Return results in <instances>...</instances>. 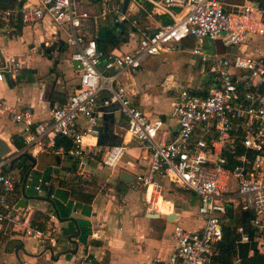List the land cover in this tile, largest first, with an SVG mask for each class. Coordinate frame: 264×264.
Segmentation results:
<instances>
[{
	"label": "built area",
	"instance_id": "2783aa9c",
	"mask_svg": "<svg viewBox=\"0 0 264 264\" xmlns=\"http://www.w3.org/2000/svg\"><path fill=\"white\" fill-rule=\"evenodd\" d=\"M141 1L150 5L152 13L169 15L171 21L153 30L138 27L137 19L122 11V0H102L104 9L99 15L111 13L112 22L137 27L136 46L122 52L98 46L97 20L92 22L91 35L83 33V20L98 15L81 7L79 0H34L3 10L6 16H19L23 23L36 22L48 14L58 36L64 33L62 40L71 48V60L80 65L77 86L63 103L49 106L46 117L34 120L29 108L9 110V117L22 123L23 150L33 146L79 159L95 154V126L111 108L125 117L121 128L129 137L124 141L120 134L121 140L108 146L102 162L115 166L132 140L149 150L147 172L136 174L144 188L147 210H158L156 201L165 187L162 178L199 197L196 213L202 223L198 228L175 223L173 249L160 264H211L215 245L222 240L225 221L229 220L227 214L235 208L248 211L254 229L251 235L243 225L237 226L238 241L251 243L246 255L264 253V53L235 49L211 57L202 50L206 39L236 48L248 34L263 36L264 0H243L232 7H226L223 0ZM4 26L10 29L8 18ZM188 36L195 39L192 51L201 59L199 69L207 72L209 79L170 91V115L177 129L166 139L164 119L151 118L135 103L138 88L132 76L147 55L174 52ZM52 37L57 40L56 35ZM20 66L16 56H4L0 80L5 73H16ZM124 79L129 80V91ZM101 93L104 96L98 102ZM80 116L87 118L84 124L79 123ZM57 136L67 138L70 145L66 148L57 143ZM16 156L10 152L0 157V225L8 221L23 236L54 249L58 242L54 211L43 227H33L25 207H16L18 200L10 203L17 178L6 168ZM29 186L23 183V188ZM33 187L44 191L40 178ZM167 206L165 213H171L173 202ZM99 234L96 228L91 232L92 236ZM240 263L241 256L235 255L228 264Z\"/></svg>",
	"mask_w": 264,
	"mask_h": 264
},
{
	"label": "crops",
	"instance_id": "0c3cea01",
	"mask_svg": "<svg viewBox=\"0 0 264 264\" xmlns=\"http://www.w3.org/2000/svg\"><path fill=\"white\" fill-rule=\"evenodd\" d=\"M32 1L34 0H16L19 7ZM242 1L227 0L225 3L226 7H232ZM79 4L91 14L98 15L96 18L83 20L82 31L86 36L91 35L94 20L99 23L100 32L103 26L109 27L114 23L111 13L99 15L104 9L102 0H79ZM91 8L95 11H91ZM3 10L0 9V62L4 56L14 55L20 60L21 66L13 75L5 73L0 80V102H3L0 105V135L9 142L11 153L18 155L23 147L18 149L11 142V136L23 137L22 123L10 118L9 110L29 108L34 120L46 117L47 108L65 101L77 86L78 74L71 63V51H66V48L70 47L62 40L61 33L58 36L56 26L48 14L36 22L23 23L19 16H6ZM126 12L137 19L138 27H147L150 30L163 24V19L170 18L167 14L152 13L150 5L141 0H130ZM6 18L9 19V30L4 26ZM124 26L122 28V25H117L114 30L123 40L114 44L108 43L105 50L122 52L132 50L136 46L137 27L129 23ZM53 35L57 36V40L53 39ZM194 43L193 36L186 37L176 51L165 54L164 58L152 67H142L139 70L140 65L132 76L138 88L135 103L151 118L164 119L167 128L166 139L172 138L177 129V123L170 115V91L181 85L196 86L209 79L207 72H201L199 69L202 62L192 51ZM98 44L101 46L100 41ZM235 49L246 53H264V35L248 34L236 48L227 47L217 39H206L202 46L203 52L211 57L225 55ZM72 69L75 70V77L72 76ZM128 82L129 80L125 79L124 84L129 91ZM160 90L162 92H157ZM163 93L169 98L168 110L160 102ZM103 96L104 93L98 96V102ZM100 118L103 119L102 127L95 130L103 131L101 142H107L106 137L110 136V132H114L119 141L120 134L124 141L128 139V132L121 128L125 121L121 113L107 108ZM78 120L80 124H84L87 118L80 116ZM98 123L99 121L96 126ZM91 140L94 141V138ZM96 143L95 154L83 159L33 146L24 149L33 158L32 164L29 165L27 173L22 175L19 172L16 175L15 188L10 198H14L18 191L17 199L25 200L24 211L29 213V218L36 208L54 210L57 216L54 222L58 242L56 248L50 250L36 239L23 236L18 231L15 234L10 233L11 230L14 231L12 224L4 221L0 225V232L9 236L6 244L0 246V264H160L168 258L173 249L172 232L175 223L186 228H198L202 223L197 213L191 214L195 216L191 227L189 222H180L181 217L190 213L183 199L181 203L174 204L175 211L179 214L177 218H166L169 213L165 212L169 209L167 205L171 200L164 197L157 205L158 210L153 211L159 213V216H148L146 213L150 211L146 208L145 196L142 198L140 192V188L144 189L143 186H135L131 181L121 180L120 174L127 172L136 176L138 173L147 172L149 150L143 146L138 147L137 142L132 140L118 163L108 167L102 160L109 145L100 144L97 140ZM101 148L105 151L99 159L101 162H98L94 155H97ZM23 159L24 156L17 158L19 161ZM91 171L98 181L104 182L97 190L92 189L91 183L87 182L91 179L86 177V173ZM50 176H56L66 182L84 178V190L93 193L92 199L84 202L73 198L69 189L59 185L57 181L48 195ZM39 178L44 188L41 193L33 187ZM25 181L30 186L23 188ZM162 181L165 185L163 196L166 189L170 190L171 184H166L164 178ZM8 210L17 212L11 208ZM95 228L100 233L98 236L91 235Z\"/></svg>",
	"mask_w": 264,
	"mask_h": 264
},
{
	"label": "trees",
	"instance_id": "16d2710c",
	"mask_svg": "<svg viewBox=\"0 0 264 264\" xmlns=\"http://www.w3.org/2000/svg\"><path fill=\"white\" fill-rule=\"evenodd\" d=\"M7 8H19L16 0H0V9H7ZM171 21V18L163 19V23H167ZM127 22H119V23H112L109 27L103 26L101 28V32L99 35V38L97 41H100V45L98 46L105 51V46L109 44H114L118 40H123V38H120L118 36L119 33H115L114 30L116 29L117 25H125ZM125 27V26H124ZM64 101V100H63ZM63 101L59 102L60 104L63 103ZM127 139H125L126 141ZM57 143H63L65 147L67 148L70 145V141L63 137V136H57L56 137ZM11 142L18 148H22L24 145V139L22 136H11ZM24 159L22 161L17 160L18 157H23ZM33 158L30 157L28 153L25 152V150H22L13 160H12V167L11 168H17L20 173L23 175L27 173L29 169V165L32 164ZM8 167V166H7ZM50 182L47 185V192L48 195L51 194V191L56 184V181L59 185L65 186L69 189L70 195L78 200L89 202L92 197L93 193L86 192L84 190L83 183L85 182L84 178H77L73 181L66 182L63 179H58L56 176H50L49 178ZM18 191L16 196L10 200V203L15 202L18 196ZM52 210L50 209H34L31 217H30V224L33 227H43L45 223L48 220L49 213ZM54 211V210H53ZM244 211L235 209L232 212H229L227 215L229 217L228 221H225L224 227H223V238L221 241H219L215 245V252L212 256V262L211 264H228L231 262L233 257L235 255L241 256V263L240 264H263L264 263V253L255 252L253 256H247V248L250 246L251 243H241L238 241L239 234L237 232V226L243 225L245 229L252 235L254 232V229L250 227L249 224V217L246 215H243ZM55 213V211H54ZM1 234V232H0ZM253 244V243H252Z\"/></svg>",
	"mask_w": 264,
	"mask_h": 264
},
{
	"label": "rangeland",
	"instance_id": "374dc122",
	"mask_svg": "<svg viewBox=\"0 0 264 264\" xmlns=\"http://www.w3.org/2000/svg\"><path fill=\"white\" fill-rule=\"evenodd\" d=\"M224 1V3H225V1H227V0H223ZM92 7V6H91ZM92 10L91 11H95V9L94 8H91ZM175 10L176 11H178L179 9L178 8H175ZM61 35L62 36H64V33L63 32H61ZM181 45V44H180ZM180 47V46H179ZM66 51L67 52H70L71 51V48H66ZM165 54H168V53H161V54H157V55H147L144 59H143V61L141 62V67L139 68V70L143 67L144 69L145 68H148V67H152L153 65H154V63H156V62H159L160 60H162L163 58H164V56H165ZM136 74V73H135ZM72 76H74L75 77V70H73L72 69ZM209 78V77H208ZM125 81V79L123 80V82ZM157 90H159V89H157ZM157 92H162V90H160V91H157ZM161 98H160V102H161V105L164 107V108H166V110H168V104H169V98H167V96H166V93H163V94H161V96H160ZM170 109V108H169ZM101 124H103L102 122H99L98 123V125L97 126H99V128H101L102 127V125ZM105 151V149L104 148H101L99 151H98V153H97V155H99V156H97V155H94V158L99 162H101V160H99L100 158H101V156H102V154H103V152ZM66 161H68V160H66ZM15 175H18L19 174V170L17 169V168H11L10 169ZM87 175H86V177H89L91 180H88L87 182H89V183H91V188L92 189H94V190H97L99 187H100V185L101 184H103L104 182H100V181H98V179H97V176H95V174H93L92 173V171L91 172H89V174H88V172L86 173ZM85 177V178H86ZM96 178V179H95ZM114 183V182H113ZM165 183L166 184H168V182H167V180L165 179ZM112 184V183H111ZM143 190L144 189H142V188H140V192H142V198L144 197V195H143ZM163 197L165 198V199H170L172 202H173V204H179V203H181V200L183 199L184 201V204L186 205V207L189 209V214L187 215V216H183V217H181L180 218V222H184V221H186V222H189V224H190V227L192 226V224L194 223L193 222V220L195 219L194 217L195 216H192L191 214H193V213H195L196 214V207H197V204H198V202H199V197L192 191V190H189V189H181V188H176V187H174L173 185H171V188H170V190L169 191H167V189H166V191L164 192V194H163ZM235 209H237V208H235ZM10 231V230H9ZM15 232H17V231H13V230H11L10 231V233H13V234H15ZM9 236V234H6V233H4V234H0V246L2 245V244H6L5 242H6V239H7V237Z\"/></svg>",
	"mask_w": 264,
	"mask_h": 264
},
{
	"label": "water",
	"instance_id": "95a60500",
	"mask_svg": "<svg viewBox=\"0 0 264 264\" xmlns=\"http://www.w3.org/2000/svg\"><path fill=\"white\" fill-rule=\"evenodd\" d=\"M129 1L130 0H122V11H126V8H127V5L129 3ZM71 63H72V65H73V67L75 69L80 68L79 62L77 60H71ZM102 120L103 119L100 118L98 121L102 122ZM95 128L97 130H99V126H95ZM102 133H103V131H98L97 135H96L97 136V141L100 144L102 143V144H105V145H110V144L119 142V137L114 132H110V136L107 135L108 137H107V142L106 143L101 142ZM10 152H11V146H10L9 142L4 137H2L0 135V157L5 155V154H7V153H10ZM11 167H12V164H10L6 169L10 170ZM120 179L121 180H126L128 182L131 181L132 183L135 184V186L138 185V180H137L136 176H132V175L128 174L127 172H122L120 174ZM22 192H23V189H22ZM18 206H21V207L26 206V202H25V200L23 198L20 199L17 202L16 207H18ZM146 214L148 216H154V217L159 216V213H157V212H147ZM243 215L244 216L248 215V211H244ZM178 216H179V214L175 211V208H174V210L171 213L167 214L166 218L168 220H172L173 218H177ZM47 248L52 250L50 247H47Z\"/></svg>",
	"mask_w": 264,
	"mask_h": 264
},
{
	"label": "bare ground",
	"instance_id": "6f19581e",
	"mask_svg": "<svg viewBox=\"0 0 264 264\" xmlns=\"http://www.w3.org/2000/svg\"><path fill=\"white\" fill-rule=\"evenodd\" d=\"M162 198H163L162 195L158 196L157 201H156V206L160 204Z\"/></svg>",
	"mask_w": 264,
	"mask_h": 264
},
{
	"label": "flooded vegetation",
	"instance_id": "af4514ba",
	"mask_svg": "<svg viewBox=\"0 0 264 264\" xmlns=\"http://www.w3.org/2000/svg\"><path fill=\"white\" fill-rule=\"evenodd\" d=\"M107 137H108V136H107ZM107 137H106V138H107Z\"/></svg>",
	"mask_w": 264,
	"mask_h": 264
}]
</instances>
